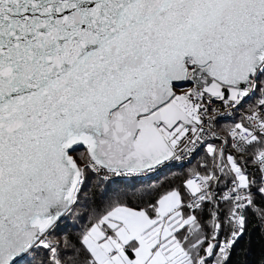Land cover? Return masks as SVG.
I'll list each match as a JSON object with an SVG mask.
<instances>
[{"label": "snow or ice", "instance_id": "obj_1", "mask_svg": "<svg viewBox=\"0 0 264 264\" xmlns=\"http://www.w3.org/2000/svg\"><path fill=\"white\" fill-rule=\"evenodd\" d=\"M0 264H264V0H0Z\"/></svg>", "mask_w": 264, "mask_h": 264}, {"label": "trees", "instance_id": "obj_2", "mask_svg": "<svg viewBox=\"0 0 264 264\" xmlns=\"http://www.w3.org/2000/svg\"><path fill=\"white\" fill-rule=\"evenodd\" d=\"M153 179H155V178H153Z\"/></svg>", "mask_w": 264, "mask_h": 264}]
</instances>
